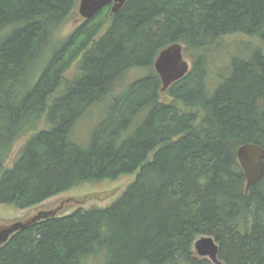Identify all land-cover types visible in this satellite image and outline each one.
<instances>
[{
    "label": "trees",
    "instance_id": "16d2710c",
    "mask_svg": "<svg viewBox=\"0 0 264 264\" xmlns=\"http://www.w3.org/2000/svg\"><path fill=\"white\" fill-rule=\"evenodd\" d=\"M78 1L0 0V205L134 179L106 207L15 232L0 264H213L194 251L204 236L222 264H264V174L245 193L236 157L264 150V0H129L62 34ZM241 35L254 52L210 91V54ZM173 44L192 63L161 92L153 64Z\"/></svg>",
    "mask_w": 264,
    "mask_h": 264
},
{
    "label": "rangeland",
    "instance_id": "374dc122",
    "mask_svg": "<svg viewBox=\"0 0 264 264\" xmlns=\"http://www.w3.org/2000/svg\"><path fill=\"white\" fill-rule=\"evenodd\" d=\"M80 21L81 18L78 15L77 4L70 19L65 23L62 34L68 33ZM254 45H256L255 41H251V39L247 37L242 35L240 37L234 36L225 39L222 44L210 54L211 62L209 64L213 67L210 68L208 72V85H213L210 91H213L220 83L221 78L225 76L224 74L226 73L225 71L227 66L230 64V60L234 57L248 58L254 52ZM183 57L191 67L192 58L188 55H183ZM144 73L145 70H135V72L131 71L128 75H126L125 80L126 82H129L133 78L143 76ZM74 74L75 67L68 72L67 76L72 78ZM79 127L83 126L81 125ZM79 131L80 130L77 131V134L80 138L82 133H79ZM26 140L27 136L18 139L14 143L10 155L5 163L6 167H11ZM133 179L134 175H125L116 180H103L100 182L85 183L67 192L47 199L37 206L24 210H17L8 205H0V226H6L16 221H23L35 216L39 212H47L57 208H59L57 215H67L78 207H82L84 209L91 207H106L119 197V195L123 192L127 185L133 181Z\"/></svg>",
    "mask_w": 264,
    "mask_h": 264
},
{
    "label": "water",
    "instance_id": "95a60500",
    "mask_svg": "<svg viewBox=\"0 0 264 264\" xmlns=\"http://www.w3.org/2000/svg\"><path fill=\"white\" fill-rule=\"evenodd\" d=\"M129 0H79L78 15L81 20H88L96 12L110 6L112 14H118ZM183 46L173 44L159 52L153 67L161 82V92L182 80L190 70L188 62L182 54ZM237 161L245 178L244 192L248 193L252 186L258 184L264 174V150L255 144L246 143L236 152ZM58 209L39 212L23 221H16L6 226H0V247L5 244L15 232L26 228L40 220L57 216ZM194 251L199 257L207 258L213 264H222L217 258L218 246L209 236H204L194 242Z\"/></svg>",
    "mask_w": 264,
    "mask_h": 264
},
{
    "label": "bare ground",
    "instance_id": "6f19581e",
    "mask_svg": "<svg viewBox=\"0 0 264 264\" xmlns=\"http://www.w3.org/2000/svg\"><path fill=\"white\" fill-rule=\"evenodd\" d=\"M96 13H97V12H96ZM96 13H95V14H96ZM93 16H94V15H93ZM90 18H92V17H90ZM90 18H89V19H90ZM204 65H205V64H204ZM216 73H217V72H216ZM214 75H215V74H214ZM146 76H147V75H146ZM206 115H207V114H206ZM85 127H86V126H85ZM189 129H190V128H189ZM185 130H186V129H185ZM263 179H264V178H263ZM17 234H18V233H17Z\"/></svg>",
    "mask_w": 264,
    "mask_h": 264
}]
</instances>
